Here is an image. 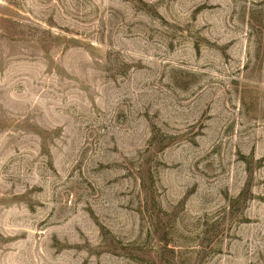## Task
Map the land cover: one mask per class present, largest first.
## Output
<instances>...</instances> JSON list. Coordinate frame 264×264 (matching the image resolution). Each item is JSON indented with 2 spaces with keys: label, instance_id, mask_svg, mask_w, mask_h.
I'll return each mask as SVG.
<instances>
[{
  "label": "rangeland",
  "instance_id": "rangeland-1",
  "mask_svg": "<svg viewBox=\"0 0 264 264\" xmlns=\"http://www.w3.org/2000/svg\"><path fill=\"white\" fill-rule=\"evenodd\" d=\"M0 264H264V0H0Z\"/></svg>",
  "mask_w": 264,
  "mask_h": 264
}]
</instances>
